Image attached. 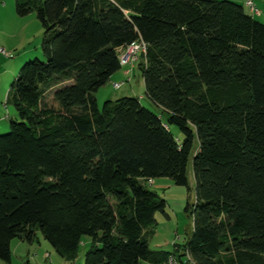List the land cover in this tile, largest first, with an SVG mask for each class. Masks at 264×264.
Wrapping results in <instances>:
<instances>
[{
  "label": "trees",
  "instance_id": "obj_1",
  "mask_svg": "<svg viewBox=\"0 0 264 264\" xmlns=\"http://www.w3.org/2000/svg\"><path fill=\"white\" fill-rule=\"evenodd\" d=\"M14 3L39 21L42 59L8 93L17 120L0 135V264L13 240L37 234L71 263L87 237L83 264H162L178 250L194 264H264V21L231 0ZM138 41L134 65L164 120L135 97L101 109L95 98ZM190 158L192 236L152 251L166 202L148 183L187 187Z\"/></svg>",
  "mask_w": 264,
  "mask_h": 264
},
{
  "label": "rangeland",
  "instance_id": "obj_2",
  "mask_svg": "<svg viewBox=\"0 0 264 264\" xmlns=\"http://www.w3.org/2000/svg\"><path fill=\"white\" fill-rule=\"evenodd\" d=\"M244 7L245 12L252 15L245 6L244 0H239ZM264 0H254L258 9L263 8ZM6 4L2 11L3 22L6 19L5 28L0 27V51L3 50L7 56L0 53V135L9 131V123L11 120H17V114L13 106L8 102V93L11 84L22 65L34 61V59H42L40 44L42 41L43 30L35 15L26 17H18L15 13L14 0H3ZM260 6V7H259ZM10 9V11H9ZM13 12V13H12ZM12 13V14H11ZM11 14V15H10ZM259 21H264V12L261 17H257ZM136 67V65H134ZM131 68V67H129ZM128 69V68H123ZM120 70L118 73H121ZM133 75L128 74L123 80V84L119 89H113L111 81L102 87L96 94L95 98L99 109H101L105 101L113 97L114 100L122 97H135L140 100L147 109L165 116L161 110L153 105L145 96L143 80L140 74L135 70ZM130 75V76H129ZM121 81V80H118ZM116 97V98H115ZM113 101V100H112ZM175 136L181 137L179 131L175 127H171ZM197 141L194 147H197ZM188 186H177L169 178H156L151 180L148 188L158 194L165 200V214L156 213L155 222L149 227L148 246L152 251H172L174 245L187 244L193 233V218L186 210L187 205H194L195 198V182L191 169V158L187 167ZM41 242L45 243L49 248L50 245L38 234ZM16 240V239H15ZM14 241V240H13ZM90 239L85 237L81 243L76 259L72 264H83L84 255L90 249ZM25 259L27 256L24 257ZM33 260L29 256L28 259ZM2 264V263H1ZM17 264H26L21 261ZM29 264H36L30 262ZM48 264V263H47ZM141 264H149L141 262Z\"/></svg>",
  "mask_w": 264,
  "mask_h": 264
},
{
  "label": "crops",
  "instance_id": "obj_3",
  "mask_svg": "<svg viewBox=\"0 0 264 264\" xmlns=\"http://www.w3.org/2000/svg\"><path fill=\"white\" fill-rule=\"evenodd\" d=\"M111 1H113V0H111ZM231 1H234V2L240 4L239 0H231ZM7 2H8V0H7ZM255 2H256V0H255ZM253 3H254V0H253ZM263 3H264V1H263ZM254 5H255V3H254ZM5 6H6V4L3 2V0H0V27H1V24H2V26L4 28L6 27V26H4V24H6V19L3 22V20H1L2 19L1 16H2V11L5 8ZM256 8L258 9L257 6H256ZM260 8L261 9H258L260 14L257 17H261L263 15L264 5H263V8L262 7H260ZM9 11H10V9H9ZM30 15H32V14H30ZM123 68H128V67H122L121 70ZM135 70L137 71L136 67L134 66L132 68H128V69L122 70L121 73H118L120 71L119 70L117 73L112 75V77L109 80L112 83V87H113V84H115V83L123 82L125 77L127 78L128 74H130V75L132 74L133 75V73H135L134 72ZM118 80H121V81H118ZM110 100H114L113 97H111ZM10 253H11L10 254V259H11V263L10 264H17V263H19L21 261L23 263H24V261H26V264H29L30 262H35L36 264H47V263L48 264H72L73 263V262L72 263L68 262L65 259L61 258L55 252V250L52 247L49 248L45 243L41 242L40 238L38 237V234H37V238L32 243H28V242L22 241V240H14V241H12L11 244H10ZM45 254L49 255V259L45 258ZM25 256H27L26 259L24 258ZM29 256L33 257V260H30V258L28 259Z\"/></svg>",
  "mask_w": 264,
  "mask_h": 264
},
{
  "label": "built area",
  "instance_id": "obj_4",
  "mask_svg": "<svg viewBox=\"0 0 264 264\" xmlns=\"http://www.w3.org/2000/svg\"><path fill=\"white\" fill-rule=\"evenodd\" d=\"M244 4L249 9L250 13L253 16H259L260 14L259 10L254 5L253 0H244ZM118 52H119L120 65L122 67L129 66L132 68L135 62H137V60L139 59V56L141 54H145L146 44L141 41H138L129 45L124 49H120ZM0 53L4 56H7V54L3 50H1ZM122 84L123 82L115 83L113 84V88L119 89L122 86ZM150 182L151 181H149L148 185H150ZM173 250L177 251L176 248H173ZM45 258L49 259V255L45 254ZM162 264H194V263L191 260L187 250H178L176 253L169 255L167 260Z\"/></svg>",
  "mask_w": 264,
  "mask_h": 264
}]
</instances>
